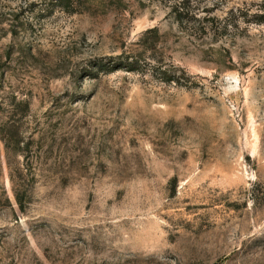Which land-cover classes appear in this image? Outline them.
Returning <instances> with one entry per match:
<instances>
[{"label": "rangeland", "instance_id": "1", "mask_svg": "<svg viewBox=\"0 0 264 264\" xmlns=\"http://www.w3.org/2000/svg\"><path fill=\"white\" fill-rule=\"evenodd\" d=\"M90 1L0 0V264H264V0Z\"/></svg>", "mask_w": 264, "mask_h": 264}, {"label": "trees", "instance_id": "2", "mask_svg": "<svg viewBox=\"0 0 264 264\" xmlns=\"http://www.w3.org/2000/svg\"><path fill=\"white\" fill-rule=\"evenodd\" d=\"M56 1H59V2H67V1H70V0H56ZM88 1V4L89 2H91L90 0H87ZM176 9H179V7H177L176 5ZM205 18H201V19H198L197 22L199 23V28L200 30H205V23H204ZM261 23H264V15L262 16L261 20H260Z\"/></svg>", "mask_w": 264, "mask_h": 264}]
</instances>
